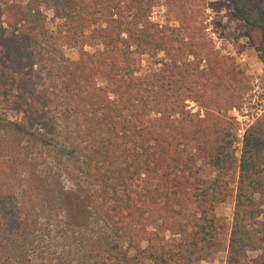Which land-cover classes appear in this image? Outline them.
<instances>
[{
  "label": "trees",
  "instance_id": "trees-1",
  "mask_svg": "<svg viewBox=\"0 0 264 264\" xmlns=\"http://www.w3.org/2000/svg\"><path fill=\"white\" fill-rule=\"evenodd\" d=\"M203 13L197 0H0V264H121L120 244L150 264L208 259L235 174L226 264L260 248L264 111L236 158L241 95Z\"/></svg>",
  "mask_w": 264,
  "mask_h": 264
},
{
  "label": "rangeland",
  "instance_id": "rangeland-1",
  "mask_svg": "<svg viewBox=\"0 0 264 264\" xmlns=\"http://www.w3.org/2000/svg\"><path fill=\"white\" fill-rule=\"evenodd\" d=\"M197 3H201L204 7V13L198 22L204 27V32L212 40L214 48L230 58L235 70L233 83L237 86L241 98L240 104L235 107L236 111L232 108L229 111V116L232 119L236 134V139L232 146L233 153L238 158L241 139L247 128L241 129L242 126L236 120V114L242 112L241 109H244V106L249 109V107H256L259 104L264 105V59H262L264 58V45H259L261 31L259 26L256 25H264V0H239V6L245 12H249L247 19L241 10L235 9L232 0H197ZM163 14L164 7L156 6L152 11L151 18L153 21L163 22ZM47 15L48 22L52 24V11H47ZM87 49L91 50L92 48L87 47ZM66 53L71 57L77 56V51L73 49H67ZM161 56L162 53H159L154 58L143 56L141 72L145 73L153 70L156 67L155 61ZM256 95L257 100H260L261 103L257 101L253 103ZM186 103L188 104L187 108H190L192 112L200 111L202 113V110L194 101L187 99ZM10 116L12 118L16 117L14 114H10ZM231 180L232 195L216 207V213L224 217L226 222L222 228L219 249L208 259L195 262L194 264H226L236 174L232 176ZM260 254H264V238L260 248L248 251L241 264H253L254 259ZM114 257L121 264H150L135 255L134 250L121 244L115 247Z\"/></svg>",
  "mask_w": 264,
  "mask_h": 264
},
{
  "label": "built area",
  "instance_id": "built-area-1",
  "mask_svg": "<svg viewBox=\"0 0 264 264\" xmlns=\"http://www.w3.org/2000/svg\"><path fill=\"white\" fill-rule=\"evenodd\" d=\"M256 101L261 103L260 100H257V95L253 99V103ZM234 110L236 111V108H234ZM241 111L242 112H238L236 114V120L242 126L241 129H243L244 127L247 128L264 111V105L259 104L256 107H249V109L246 106H244V109H241Z\"/></svg>",
  "mask_w": 264,
  "mask_h": 264
}]
</instances>
